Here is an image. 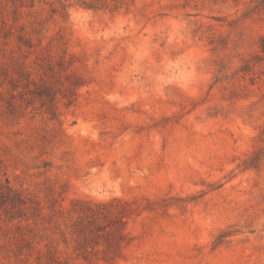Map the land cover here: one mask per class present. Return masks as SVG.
Wrapping results in <instances>:
<instances>
[{
    "label": "rangeland",
    "instance_id": "1",
    "mask_svg": "<svg viewBox=\"0 0 264 264\" xmlns=\"http://www.w3.org/2000/svg\"><path fill=\"white\" fill-rule=\"evenodd\" d=\"M0 264H264V0H0Z\"/></svg>",
    "mask_w": 264,
    "mask_h": 264
},
{
    "label": "trees",
    "instance_id": "2",
    "mask_svg": "<svg viewBox=\"0 0 264 264\" xmlns=\"http://www.w3.org/2000/svg\"><path fill=\"white\" fill-rule=\"evenodd\" d=\"M44 93H46V92L44 91ZM119 222H120V224H124L123 220H122V221L119 220ZM111 225H114V224H111V223H110V224L105 225V227H106V228H109V227L112 228L113 226H111ZM122 229H124V228H123V227H119V226L116 227V231H120V230H121V233L118 234V236H119L121 239L124 238V235H125L124 233H122ZM99 230H101V229H99ZM110 232H114L113 229H111ZM119 243H120V242H116L115 244H113V246H115V245H119ZM85 256L87 257V255H85Z\"/></svg>",
    "mask_w": 264,
    "mask_h": 264
}]
</instances>
